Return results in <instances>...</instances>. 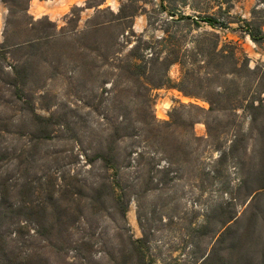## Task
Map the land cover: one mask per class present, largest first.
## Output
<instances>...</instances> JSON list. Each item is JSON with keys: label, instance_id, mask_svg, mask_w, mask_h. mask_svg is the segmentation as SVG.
<instances>
[{"label": "rangeland", "instance_id": "rangeland-1", "mask_svg": "<svg viewBox=\"0 0 264 264\" xmlns=\"http://www.w3.org/2000/svg\"><path fill=\"white\" fill-rule=\"evenodd\" d=\"M6 1L0 264H264V2Z\"/></svg>", "mask_w": 264, "mask_h": 264}, {"label": "trees", "instance_id": "trees-1", "mask_svg": "<svg viewBox=\"0 0 264 264\" xmlns=\"http://www.w3.org/2000/svg\"><path fill=\"white\" fill-rule=\"evenodd\" d=\"M219 4V9L218 13H225L226 16H221V17H216L214 15H204V16H200V20L206 21L208 24H210L212 27H220V28H227L229 27V20L227 18V16L229 15V9L228 7L224 8V4H229L230 2H233L235 0H216ZM261 2H264V0H259ZM31 19H33V17H31ZM243 22L248 23V21L246 19H242ZM250 25V24H249ZM248 30V34L250 35V37L256 41V42H261L264 41V30L261 27H256L255 29L253 28H247ZM215 38V53L219 54V56L221 57H229L233 62H235V66H237V64L240 62L241 57L239 55V53H241L240 48L238 47L237 44H232V47L230 50L226 51L225 46L229 45V44H223L221 47H219V36L217 34L213 35ZM3 44L1 45L2 48L8 47V46H15L16 44L13 45H5V41L2 42ZM19 44V43H17ZM178 61L177 59L174 58H170L168 60V64L170 65L171 63H174ZM164 82H169L170 78H168V76L165 74L163 76V80Z\"/></svg>", "mask_w": 264, "mask_h": 264}, {"label": "crops", "instance_id": "crops-1", "mask_svg": "<svg viewBox=\"0 0 264 264\" xmlns=\"http://www.w3.org/2000/svg\"><path fill=\"white\" fill-rule=\"evenodd\" d=\"M85 0H28L27 12L35 18L47 16L53 21L65 16L73 5L82 6ZM9 6L6 0H0V38L2 37L4 20Z\"/></svg>", "mask_w": 264, "mask_h": 264}]
</instances>
